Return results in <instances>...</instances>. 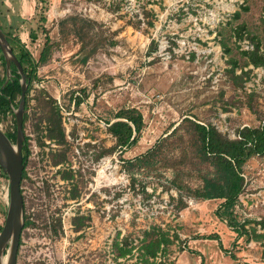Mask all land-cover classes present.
<instances>
[{"label":"rangeland","instance_id":"obj_1","mask_svg":"<svg viewBox=\"0 0 264 264\" xmlns=\"http://www.w3.org/2000/svg\"><path fill=\"white\" fill-rule=\"evenodd\" d=\"M0 27L11 48L19 39L37 61L50 54L27 82L21 186L32 225L18 264H264V154L241 170L242 235L217 215L224 200L195 196L215 171L197 125L238 139L264 123V66L244 55L256 43L264 54V0H0ZM231 57L236 75L247 72L240 84ZM122 111L142 123L124 147L109 130ZM162 235L168 244L149 254L146 239Z\"/></svg>","mask_w":264,"mask_h":264},{"label":"trees","instance_id":"obj_2","mask_svg":"<svg viewBox=\"0 0 264 264\" xmlns=\"http://www.w3.org/2000/svg\"><path fill=\"white\" fill-rule=\"evenodd\" d=\"M240 13L235 14V18L239 17ZM244 26L240 27L237 31L238 36H241ZM31 40L36 42L38 35L35 31L29 34ZM249 36V35H248ZM252 36V35H250ZM241 38V37H239ZM17 48H12L18 62L21 64L23 71L27 77V82L32 83L36 80L38 67L45 64L49 59V51L43 49L40 54V58L37 61L26 49L19 39H16ZM17 49V50H16ZM260 43L254 45V50L244 52V55L248 57L249 64H253L256 67L264 66V54L260 51ZM229 52V50H228ZM0 124L7 118L11 109L19 105L21 96V86L19 90L13 89V83L17 80H21L22 77L15 67L12 70L14 79L5 86L2 87L7 78L6 75V62L4 56L0 50ZM231 66L228 69L229 78L236 84H240L243 78L247 75V72L242 71L240 75H236V69L239 67L237 60L231 57L228 61ZM248 64V63H247ZM1 67H3L1 69ZM10 88V89H9ZM8 89L10 90L9 92ZM18 100V101H17ZM118 118L125 119L123 121H117L113 123L109 130L117 140V146H130L136 141L135 132L141 131L142 123L141 118L136 117L131 111H122ZM27 114L25 115L24 122H26ZM198 132L200 133V139L202 142L201 151L205 159H213L214 174L211 177H205L203 186L195 191V196L201 199L213 200L221 199L224 202L217 209V215L221 220H225L234 228L238 235H242L245 231L244 226H239V222L235 216V207L239 203V196L243 190V177L241 176V170L246 161L255 154H264V123L258 128L245 127L239 132L238 139H228L220 135L215 128L204 125H197ZM9 137L12 143L15 144L17 138V126L16 118L14 119V125L11 129L4 131ZM58 134L63 139V133L61 128H58ZM55 136V135H54ZM27 157L24 155V163ZM26 164V163H25ZM26 178V173L23 175ZM23 192V191H22ZM32 225V221L28 215H25V228ZM149 235V232L147 233ZM148 243L145 244V249L149 254L158 252L162 245L168 244L169 238L162 235L160 239H146ZM147 253V254H148ZM164 264V263H162Z\"/></svg>","mask_w":264,"mask_h":264},{"label":"water","instance_id":"obj_3","mask_svg":"<svg viewBox=\"0 0 264 264\" xmlns=\"http://www.w3.org/2000/svg\"><path fill=\"white\" fill-rule=\"evenodd\" d=\"M9 39V36L0 27V50L7 66V78L4 87L10 81L12 76L11 64L14 63L22 77V91L19 106L15 111L17 123L15 144L8 138L0 125V166L9 179L8 211L0 232V264H4V258H7L6 264H18L20 240L25 227V201L21 185L25 169L23 156L25 132L23 126L28 83L23 68L10 47Z\"/></svg>","mask_w":264,"mask_h":264},{"label":"flooded vegetation","instance_id":"obj_4","mask_svg":"<svg viewBox=\"0 0 264 264\" xmlns=\"http://www.w3.org/2000/svg\"><path fill=\"white\" fill-rule=\"evenodd\" d=\"M5 59V58H4ZM5 62H6V60H5ZM12 65V64H11ZM16 67V65L11 69V78H10V80H12V79H14V76L15 75H13V73H12V70H14V68ZM6 75H7V66H6ZM25 118V117H24ZM16 126H17V123H16ZM9 138V137H8ZM17 139V138H16ZM16 143V142H15ZM26 154V157H27V160H26V164L24 163V166H25V169H24V172L26 173V175H27V166H28V164H29V150H28V139H26L25 138V141H24V146H23V156ZM23 175H24V173H23ZM24 179H25V177L23 176V180H22V183L24 182ZM8 181L9 179H8V176H7V174L4 172V170L1 168V166H0V184H1V181ZM8 189H9V187H8ZM26 204V203H25ZM25 228V227H24ZM21 239H22V236H21ZM21 241L22 240H20V246H21ZM20 248V247H19Z\"/></svg>","mask_w":264,"mask_h":264},{"label":"bare ground","instance_id":"obj_5","mask_svg":"<svg viewBox=\"0 0 264 264\" xmlns=\"http://www.w3.org/2000/svg\"><path fill=\"white\" fill-rule=\"evenodd\" d=\"M3 262H4V264H6V262H7V258H4V261H3Z\"/></svg>","mask_w":264,"mask_h":264}]
</instances>
